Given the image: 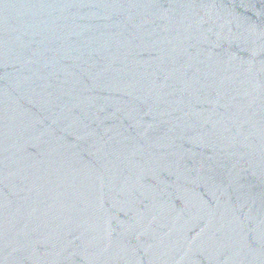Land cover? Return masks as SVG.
I'll return each instance as SVG.
<instances>
[{
  "label": "water",
  "instance_id": "obj_1",
  "mask_svg": "<svg viewBox=\"0 0 264 264\" xmlns=\"http://www.w3.org/2000/svg\"><path fill=\"white\" fill-rule=\"evenodd\" d=\"M0 264H264V0H0Z\"/></svg>",
  "mask_w": 264,
  "mask_h": 264
}]
</instances>
